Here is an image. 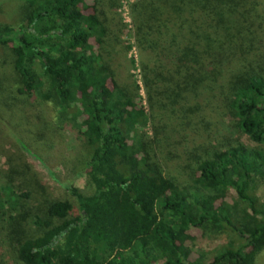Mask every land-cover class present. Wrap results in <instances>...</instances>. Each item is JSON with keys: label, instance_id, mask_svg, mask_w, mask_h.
<instances>
[{"label": "trees", "instance_id": "1", "mask_svg": "<svg viewBox=\"0 0 264 264\" xmlns=\"http://www.w3.org/2000/svg\"><path fill=\"white\" fill-rule=\"evenodd\" d=\"M23 1L20 22L0 25V46L11 50L17 74L15 109L40 122L42 107L53 108L55 121L66 117L77 125L91 192L67 186L35 218L36 236L11 226L17 259L253 264L264 249V201L255 188L256 177L264 180V69H240L253 41L249 1L132 2L127 50L138 54L129 60L142 83H134L135 92L120 86L110 69L107 27L95 11L101 0ZM221 88L222 109L256 146L219 143L192 154V184L167 176L160 154L183 126L192 128L197 113L215 106ZM192 230H227L232 238L205 258L188 245Z\"/></svg>", "mask_w": 264, "mask_h": 264}, {"label": "rangeland", "instance_id": "2", "mask_svg": "<svg viewBox=\"0 0 264 264\" xmlns=\"http://www.w3.org/2000/svg\"><path fill=\"white\" fill-rule=\"evenodd\" d=\"M134 1L101 0L95 10L107 27L103 47L108 53L113 77L120 86L133 92L135 82L142 87L138 67L132 68L129 60L131 56L137 60L138 54L133 48L127 50V45L133 44L130 5ZM248 1L254 33L240 69L255 66L264 69V0ZM25 6L23 0H0V25L16 26ZM17 82L13 54L8 47L0 46V264H23L16 257L17 235L10 231L11 226L20 225L28 236H36L39 232L35 218L43 217L48 202L64 196L67 186L74 185L84 194L91 192L83 173L88 151L77 125L66 117L55 121L54 110L49 107H42V121H35V117L26 120L25 114L15 109L16 104L21 103L15 93ZM224 92L221 88L218 102L213 103L217 107L209 104L204 110L205 117L204 112L197 113L192 128L183 126L167 154H160L159 160L167 176L192 184V154H202L206 148L219 143L256 146L222 109L220 100ZM205 99L202 96L198 101L205 104ZM57 123L58 135L51 137ZM144 130L148 137L152 136L150 127ZM255 188L264 201V180L256 177ZM21 192H28L29 197L18 196ZM229 200L235 202L232 193ZM191 235L188 242L191 251L205 258L232 238L227 230L216 233L192 230ZM253 264H264V249Z\"/></svg>", "mask_w": 264, "mask_h": 264}]
</instances>
